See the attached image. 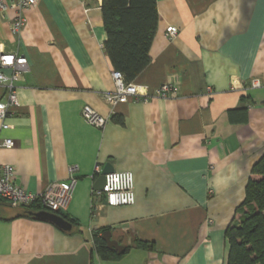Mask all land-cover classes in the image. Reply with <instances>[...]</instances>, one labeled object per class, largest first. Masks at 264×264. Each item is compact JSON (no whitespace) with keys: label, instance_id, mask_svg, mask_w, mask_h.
Masks as SVG:
<instances>
[{"label":"crops","instance_id":"crops-1","mask_svg":"<svg viewBox=\"0 0 264 264\" xmlns=\"http://www.w3.org/2000/svg\"><path fill=\"white\" fill-rule=\"evenodd\" d=\"M101 1L39 0L18 35L15 9L0 13V48L30 64L0 130L14 143L0 148V167L30 193L71 169L77 178L62 212L70 231L0 200V264H226L225 230L264 152V0H156L150 61L132 81L147 102L116 104L104 99L116 87ZM164 84L170 92L155 96ZM106 164L133 175L132 205L108 207L93 189ZM106 231L125 251L101 239L116 256L103 259L93 236Z\"/></svg>","mask_w":264,"mask_h":264},{"label":"trees","instance_id":"trees-1","mask_svg":"<svg viewBox=\"0 0 264 264\" xmlns=\"http://www.w3.org/2000/svg\"><path fill=\"white\" fill-rule=\"evenodd\" d=\"M101 12L105 52L113 70L131 83L150 61L149 49L158 22L156 0H102ZM19 209L18 215L35 218L32 214L42 207L34 204ZM56 214L66 220L62 212ZM224 235L228 247L226 264H264V152L250 170L244 198ZM93 238L101 258L116 257L100 237ZM135 243L136 247L148 249L147 243Z\"/></svg>","mask_w":264,"mask_h":264},{"label":"built area","instance_id":"built-area-1","mask_svg":"<svg viewBox=\"0 0 264 264\" xmlns=\"http://www.w3.org/2000/svg\"><path fill=\"white\" fill-rule=\"evenodd\" d=\"M39 0H0V13L4 14L9 8H14L16 13L11 21V33L18 35L24 24L22 11L35 7ZM168 36L177 34V29L173 26L166 28ZM9 68L11 73L6 75L0 70V87L3 88V96L0 100V130H7L9 125L5 119L12 110L18 106L17 81L21 74L30 69V64L24 55L7 53L0 48V69ZM111 77L116 90L114 93L106 94L104 99L108 103H126L130 98L142 99L147 102L146 95L142 94L135 84L126 83L121 72L113 70ZM254 83L253 86H257ZM171 86L162 85L155 93L157 97H166ZM142 97V98H141ZM86 122L95 127L103 128L107 119L98 115L93 109L85 106L81 112ZM14 146L11 139H0V148L10 149ZM70 170L69 178L64 182H53L44 190L37 193L26 192L21 186L15 183V169L11 165L0 167V200L11 207H27L34 204L40 205L42 210L56 213L63 212L75 190L77 178ZM96 172L99 169L96 168ZM105 198V205L108 207L130 206L134 203L133 175L130 172H110L104 177V187L102 190Z\"/></svg>","mask_w":264,"mask_h":264},{"label":"water","instance_id":"water-1","mask_svg":"<svg viewBox=\"0 0 264 264\" xmlns=\"http://www.w3.org/2000/svg\"><path fill=\"white\" fill-rule=\"evenodd\" d=\"M110 172H113V168L109 164H106L103 170L101 171L100 175L94 182L93 189L95 191L103 190L104 177L106 174ZM32 215L39 220H44V221L54 224L55 226H57L63 231L71 230V224L56 213L41 210V211L33 213ZM101 239L106 243L108 250L115 251L118 255L122 254L125 251V248L123 246H120L119 244H117V242L111 240L110 232L108 231L103 232L101 235Z\"/></svg>","mask_w":264,"mask_h":264}]
</instances>
